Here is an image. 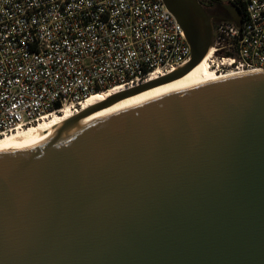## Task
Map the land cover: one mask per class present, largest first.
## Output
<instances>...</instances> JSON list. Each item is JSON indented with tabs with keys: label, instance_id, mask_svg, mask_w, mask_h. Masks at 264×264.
Segmentation results:
<instances>
[{
	"label": "water",
	"instance_id": "obj_1",
	"mask_svg": "<svg viewBox=\"0 0 264 264\" xmlns=\"http://www.w3.org/2000/svg\"><path fill=\"white\" fill-rule=\"evenodd\" d=\"M163 1L190 64L74 121L206 57L213 18L198 0ZM0 264H264V73L0 148Z\"/></svg>",
	"mask_w": 264,
	"mask_h": 264
},
{
	"label": "built area",
	"instance_id": "obj_2",
	"mask_svg": "<svg viewBox=\"0 0 264 264\" xmlns=\"http://www.w3.org/2000/svg\"><path fill=\"white\" fill-rule=\"evenodd\" d=\"M226 1L242 23L213 24L209 66L264 73V0ZM191 60L163 0H0V138L77 116L93 95L134 90Z\"/></svg>",
	"mask_w": 264,
	"mask_h": 264
},
{
	"label": "bare ground",
	"instance_id": "obj_3",
	"mask_svg": "<svg viewBox=\"0 0 264 264\" xmlns=\"http://www.w3.org/2000/svg\"><path fill=\"white\" fill-rule=\"evenodd\" d=\"M209 57L210 54H207L198 66H196L186 76L176 81L149 89L140 94L126 98L112 105L111 107L94 112L93 114L86 116L82 119L74 121L73 119L74 117H76L74 113H71L70 111H64L60 115H53L48 118H45L43 121L40 120V122L35 126H31L27 129L19 130L17 132H13L4 137H1L0 148L14 144L22 139L31 137L33 135H44L83 122L108 119L129 112L131 110L143 107L150 103L165 99L167 97L177 95L179 93H183L213 83H218L221 81H226L229 79L248 75V73H235L232 71L221 72L220 69H218L217 67H210L208 63ZM117 92L119 91L115 90L111 93H99L93 95L87 100V102L83 106L84 111L101 105L102 103L107 101V99L110 98V95L119 94Z\"/></svg>",
	"mask_w": 264,
	"mask_h": 264
},
{
	"label": "flooded vegetation",
	"instance_id": "obj_4",
	"mask_svg": "<svg viewBox=\"0 0 264 264\" xmlns=\"http://www.w3.org/2000/svg\"><path fill=\"white\" fill-rule=\"evenodd\" d=\"M206 13L213 18L212 24L234 21L238 9L226 0H206L203 6Z\"/></svg>",
	"mask_w": 264,
	"mask_h": 264
},
{
	"label": "trees",
	"instance_id": "obj_5",
	"mask_svg": "<svg viewBox=\"0 0 264 264\" xmlns=\"http://www.w3.org/2000/svg\"><path fill=\"white\" fill-rule=\"evenodd\" d=\"M240 12H243L242 10H240Z\"/></svg>",
	"mask_w": 264,
	"mask_h": 264
}]
</instances>
